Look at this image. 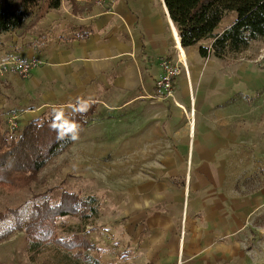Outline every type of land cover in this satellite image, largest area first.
Listing matches in <instances>:
<instances>
[{
	"label": "crops",
	"instance_id": "obj_1",
	"mask_svg": "<svg viewBox=\"0 0 264 264\" xmlns=\"http://www.w3.org/2000/svg\"><path fill=\"white\" fill-rule=\"evenodd\" d=\"M201 45L210 41L181 47L163 0H93L82 17L62 7L0 36V65L14 54L44 61L27 79L0 71L1 123L97 106L75 141L113 149L127 170L116 209L125 255L113 264H264V183H227L264 174V59L201 58ZM177 60L175 102L159 101L162 63Z\"/></svg>",
	"mask_w": 264,
	"mask_h": 264
},
{
	"label": "trees",
	"instance_id": "obj_2",
	"mask_svg": "<svg viewBox=\"0 0 264 264\" xmlns=\"http://www.w3.org/2000/svg\"><path fill=\"white\" fill-rule=\"evenodd\" d=\"M180 37L183 49L200 46L206 58L237 57L253 43L264 44V0H163ZM93 0H0V36L15 32L26 24L34 26L48 13L62 7L82 17ZM235 13L233 23L217 33L224 17ZM95 103L78 101L70 113H52L28 122L13 133L0 123V190L11 194L29 190L39 174L67 151L76 134L95 118ZM96 200L63 191L59 201H33L25 206L0 210V243L16 232L27 240L31 262L42 264H100L92 257L94 250L85 233H59L58 221L78 217L86 221L97 217Z\"/></svg>",
	"mask_w": 264,
	"mask_h": 264
},
{
	"label": "rangeland",
	"instance_id": "obj_3",
	"mask_svg": "<svg viewBox=\"0 0 264 264\" xmlns=\"http://www.w3.org/2000/svg\"><path fill=\"white\" fill-rule=\"evenodd\" d=\"M235 18V13L227 14L219 24L218 31L229 27ZM263 48L264 44L253 43L247 51L239 56L244 59H253L262 54ZM231 57L228 56V58ZM1 124H3L1 126L3 130L8 129L9 121L8 124ZM21 127L18 125L16 129ZM104 134L109 135L106 132ZM75 136L70 148L55 158L39 174L38 181L29 190H21L11 194L0 190V210H4L6 207L25 206L26 203L43 199H48L52 204H56L63 191L79 194L83 198L93 197L98 207L97 217L89 218L86 221L78 217L61 218L58 225H63V227H59V233L64 234L70 231L85 233L94 248L92 257L100 264H113L115 258L123 260L125 255L124 243L121 242L123 236L119 235V232L122 233L123 231L121 226H123L124 218L122 216L124 214H119L116 209L122 204L123 189L129 184V181L124 177L127 170H125L123 163L113 161L115 155L113 149L105 146L87 149L84 152L77 146ZM197 167V170H191V173L192 171L193 173L201 172L204 166L198 165ZM230 167L235 174L237 165L232 164ZM135 169L137 176H140L137 171H146L145 165H141L140 170ZM177 170L180 175L186 174L188 176L189 166L184 163L179 164ZM261 172L263 173L264 170ZM261 177L254 179L251 176L249 180L247 179L246 186L245 180L236 178L227 181V183L229 189L239 192L241 188L259 187L264 183V174ZM164 182L167 183L166 180ZM196 182L199 186H204L202 182L197 180ZM186 198L187 195L184 193V201ZM114 223L121 227L120 230L113 227ZM0 264L42 263L29 260L26 236L23 232H16L8 240L0 243Z\"/></svg>",
	"mask_w": 264,
	"mask_h": 264
},
{
	"label": "built area",
	"instance_id": "obj_4",
	"mask_svg": "<svg viewBox=\"0 0 264 264\" xmlns=\"http://www.w3.org/2000/svg\"><path fill=\"white\" fill-rule=\"evenodd\" d=\"M101 4L103 1L100 2ZM178 52L181 54V49L176 44ZM264 59V48L262 50V54L258 56V60ZM44 61L39 57H29L22 58L18 55H10L4 63L0 65V71H7V69L11 70V72L20 79H27L31 73V71L37 67L43 66ZM180 61L177 60L176 64H173L171 61H164L162 63L163 72L161 76L155 83V91L157 94V99L159 101L171 100L175 102L174 99V82L175 79L180 75ZM18 125L12 119L9 120L8 131L9 133H13Z\"/></svg>",
	"mask_w": 264,
	"mask_h": 264
},
{
	"label": "bare ground",
	"instance_id": "obj_5",
	"mask_svg": "<svg viewBox=\"0 0 264 264\" xmlns=\"http://www.w3.org/2000/svg\"><path fill=\"white\" fill-rule=\"evenodd\" d=\"M177 39V38H176ZM179 39V38H178Z\"/></svg>",
	"mask_w": 264,
	"mask_h": 264
}]
</instances>
